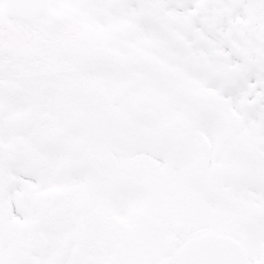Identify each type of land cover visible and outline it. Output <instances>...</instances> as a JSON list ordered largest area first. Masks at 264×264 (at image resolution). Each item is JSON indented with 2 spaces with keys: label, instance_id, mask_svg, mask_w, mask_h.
<instances>
[{
  "label": "snow or ice",
  "instance_id": "1",
  "mask_svg": "<svg viewBox=\"0 0 264 264\" xmlns=\"http://www.w3.org/2000/svg\"><path fill=\"white\" fill-rule=\"evenodd\" d=\"M0 264H264V0H0Z\"/></svg>",
  "mask_w": 264,
  "mask_h": 264
}]
</instances>
